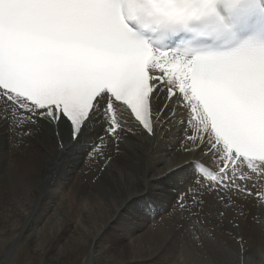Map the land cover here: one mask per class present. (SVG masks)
I'll use <instances>...</instances> for the list:
<instances>
[{
    "label": "snow or ice",
    "instance_id": "1",
    "mask_svg": "<svg viewBox=\"0 0 264 264\" xmlns=\"http://www.w3.org/2000/svg\"><path fill=\"white\" fill-rule=\"evenodd\" d=\"M210 9V0H0V136L13 120L61 128V159L87 155L105 162L100 171L106 172L113 159L108 149L118 153L136 135L135 125L153 142L168 131L180 97L171 87L162 91L161 78L148 69L171 56L192 70V96L183 83L179 91L193 112V101L202 102L214 139L188 136L183 147L191 158L156 179L167 180L129 191L120 217L130 222L149 203L173 200L199 217L206 196L234 203L226 193L253 195L256 187L237 181L264 168V48L189 61L137 40L125 20L150 16L179 26Z\"/></svg>",
    "mask_w": 264,
    "mask_h": 264
},
{
    "label": "bare ground",
    "instance_id": "2",
    "mask_svg": "<svg viewBox=\"0 0 264 264\" xmlns=\"http://www.w3.org/2000/svg\"><path fill=\"white\" fill-rule=\"evenodd\" d=\"M167 75L173 80L170 73ZM161 90L167 89L161 87ZM193 115L192 110L183 114L178 110L167 126L168 131L162 132L156 142L141 131L137 136L126 137L118 153L114 146L110 147L108 151L113 159L108 162L106 172L100 171L105 162L87 155L83 160L71 162L67 158L61 159L57 140L63 129L35 123L26 127L13 120L11 131L0 136V223L20 219L31 222L36 214L32 224L29 223V231L26 230L25 240L30 239V243L24 240L22 244L27 245L29 251L47 253V264L232 263L236 256L222 245L228 238L224 235L227 229H232L230 220L239 212L238 208L244 207L256 214L258 208L253 196L242 198L239 193H226L233 196L234 203L206 196L205 211L199 217H190L175 206V200L149 203L143 213L136 214L129 223L119 214L125 202L123 197L129 191L146 190L161 173L174 167L177 160L191 158L183 145L189 144L187 137L195 130ZM30 130L40 132L49 152L36 142L35 150L29 151L28 144H23L25 140L21 138ZM171 136H177L175 141ZM54 160L59 169L51 173L54 183L44 190ZM244 167L240 164V169ZM261 169L264 168H258L250 181L238 180L237 183H248L258 189L256 180ZM246 174L251 175V169H247ZM167 179L160 177L154 183ZM204 183L209 181L204 180ZM50 210L51 214L45 219ZM154 216L158 217L154 219ZM145 221L150 222L147 229L143 226ZM36 226H39L38 235L35 234ZM251 226L252 233H256L253 241L257 247L248 250L247 243L240 244L247 253L243 261L245 264H264V224ZM139 230L142 232L136 233ZM235 234L240 236V232ZM82 256L90 257L84 260Z\"/></svg>",
    "mask_w": 264,
    "mask_h": 264
},
{
    "label": "rangeland",
    "instance_id": "3",
    "mask_svg": "<svg viewBox=\"0 0 264 264\" xmlns=\"http://www.w3.org/2000/svg\"><path fill=\"white\" fill-rule=\"evenodd\" d=\"M182 114H183V111H182ZM24 137H22L21 139L25 140V141H23V144H26V145L28 144L29 148H28V146H27V148L29 149V151L33 152L35 150L34 149L35 142H36V144L40 143L45 148L46 151H48V152L50 151V149H48L47 145L41 139L42 136H41L40 132L32 131V130L26 131V133L24 134ZM171 138L174 139V141H175L177 136H171ZM36 140H38V141H36ZM33 141H34V144H31ZM29 142H31V143H29ZM43 143H44V145H43ZM51 156H54V155L51 154ZM56 161H58L57 158H56ZM56 161L54 160V162H53L54 166L49 168V174L47 175V178H46V183H45V186H44V190H46V188H48L49 185L54 183L53 178H51V173H53L57 169H59V165L56 163ZM160 163L163 164V162H160ZM261 172H262V169L260 170V173ZM261 177H262V175H259V177L256 180V182L258 181L257 182L258 186H259V187H257L258 189L260 188V185H261V179H259ZM259 180H260V182H259ZM60 191L58 193H60ZM251 196H253L256 199V207L258 208V211L256 212V214L254 212L251 213L250 209H248V210L246 209L245 210L244 207L243 208H238L237 211H239V212H236L237 214H235L234 217L231 218V220H230V223H231L230 225H232V227H231L232 229H230V230L227 229V231H226L227 233H226V235H224L225 237H228V238H226V239L224 238L226 242L224 241L222 243V245L224 244V246L226 247V244H228L229 245V247H228L229 250L231 252H233L235 254V256H236V259L235 260L233 259L234 261H232V263L230 262V264H241L242 262H243L242 264H245L243 260H244V257H247V253L243 252L242 246L240 245V243H237L235 240H232L229 237L230 236L229 232H234V233L235 232H237V233L240 232L241 233L240 236H242V232H243L244 236H246L247 239L244 237L245 242L243 241L242 243H247L248 250H251V249L255 250L256 247H257V245L255 244V241H253L254 238L256 237L255 236L256 233H252L254 231L251 230V227H252L251 225L252 224H255V225L261 224L259 222L257 224L255 223V221L257 222V218L260 219V217H261L260 220L263 221L262 224H264V216H263L264 215L263 214L264 213V204L261 203L260 198L256 197L255 194H253ZM205 203H206V201H205ZM240 209H241V211H240ZM223 213H222V216L225 215V213L224 214ZM50 214H51V210L46 212V216H44L45 219ZM35 216H36V214L33 215L31 222L30 221L27 222V220L20 219L18 221H12V223L8 222V224L0 223V240L2 241V242H0V264H47L46 263L47 262V253L39 254L37 252L29 251L27 249V245H24V243L22 244V242H24V240H25V235L28 233L27 231H29V229H30V226H31L30 224H32V221L34 220ZM157 217L158 216H154L153 218L156 219ZM77 220H78V218H77ZM238 222L240 223L239 227L236 226V223H238ZM127 223H129V222H127ZM143 226L147 229V227L150 226V222L149 221H145ZM143 226H142V229L144 228ZM34 229H35V234L36 235L40 234L38 232L39 231V226L34 227ZM102 232H104V230H102ZM140 232H142V231L139 230L136 233L139 234ZM210 237H213V235L210 236ZM228 239L229 240L231 239L230 240L231 244H230V241H228ZM25 242H27V244H29L30 243V239H28V240L26 239ZM128 242H129V240H128ZM227 242H229V243H227ZM104 244L107 246V242H104ZM35 254H37V255H35ZM44 256L46 258H44ZM89 257L90 256H87L85 258L84 256H82V259L84 258V260H88ZM118 257H119V255H118Z\"/></svg>",
    "mask_w": 264,
    "mask_h": 264
},
{
    "label": "clouds",
    "instance_id": "4",
    "mask_svg": "<svg viewBox=\"0 0 264 264\" xmlns=\"http://www.w3.org/2000/svg\"><path fill=\"white\" fill-rule=\"evenodd\" d=\"M125 20L132 32L137 29V25L134 23V21L131 18L125 17Z\"/></svg>",
    "mask_w": 264,
    "mask_h": 264
}]
</instances>
